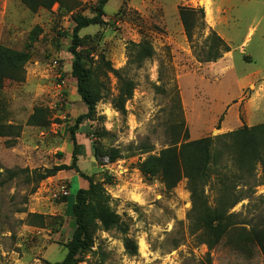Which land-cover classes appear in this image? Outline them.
I'll return each mask as SVG.
<instances>
[{"label":"rangeland","instance_id":"rangeland-1","mask_svg":"<svg viewBox=\"0 0 264 264\" xmlns=\"http://www.w3.org/2000/svg\"><path fill=\"white\" fill-rule=\"evenodd\" d=\"M99 3L55 0L31 11L21 0H0V46L28 55L23 79L0 88V124L19 128L17 137H0V264H56L67 254L74 196L85 183L73 170L39 183H27L25 175L8 182L6 171L70 165L68 129L87 113L71 75V30L77 19L95 17ZM181 8L204 12V27L191 40ZM102 11L103 24L78 33V50L87 66L101 68L106 94L75 132L77 167L103 184L137 254L125 252L119 230L98 228L74 264H264L259 246L246 241L251 228L264 227L259 165L250 178H237L223 151L218 172L242 200L228 210L233 226L212 249L195 226L186 179L168 188L139 170L169 146L172 126L183 124L181 144L185 129L189 142L264 124V0H106ZM210 32L229 51L207 62ZM144 42L151 58L130 63L129 44ZM103 62L134 84L124 116L112 104L120 85ZM218 172L204 188L210 208L221 194Z\"/></svg>","mask_w":264,"mask_h":264},{"label":"trees","instance_id":"trees-1","mask_svg":"<svg viewBox=\"0 0 264 264\" xmlns=\"http://www.w3.org/2000/svg\"><path fill=\"white\" fill-rule=\"evenodd\" d=\"M31 11L38 8L49 9L55 0H21ZM106 0H100L97 14L91 19L79 18L71 30L70 53L73 57L71 75L76 80L77 93L87 109V113L76 120L73 127L68 129L69 139L72 145V159L70 165H58L50 169H19L7 170V181L25 175L27 183H39L49 177H53L60 171L73 170L82 185L75 193L72 205V214L75 229L71 239L65 244L67 254L61 263L74 264L77 255L90 248L93 234L96 229L109 231L119 230L123 235V246L129 256L137 254V247L134 241L127 237V227L121 222L119 216L109 207V196L103 184L95 182L92 178L82 174L77 167L78 144L75 132L83 120H88L95 112L96 104L105 96V89L99 81L98 67L87 66L84 51L80 48V30L93 25L103 24V5ZM179 16L187 39L191 40L195 29L204 27V12L202 8L179 10ZM208 51L206 52L207 62L215 61L223 53L229 51L228 46L214 33L210 32L208 39ZM130 63L140 65L146 59L151 58L152 49L147 43H130L128 47ZM28 55L15 51L6 46H0V88L7 81H21L24 75V66ZM102 69L105 73H112L120 85L119 96L113 99V107L122 115H125L124 102L128 100L134 89L131 80L123 78L118 71L111 68L108 62H103ZM183 124L169 128L172 139L169 146L160 151L157 156H149L140 165L139 170L143 176L148 178L158 177L167 185L173 188L181 179L185 178L192 200V214L195 218V226L200 228L201 239L208 249L217 246L221 240L230 232L234 217L227 214L228 210L234 207L242 199L234 198L226 182L228 176L218 172L217 164L223 158V151L228 153L232 165L240 175L247 178L252 176L254 168L259 165L262 170V181L264 185V124L252 128L243 126L241 129L214 138H202L187 142V130H184V140L179 144L178 135ZM18 127L0 124V137L18 136ZM61 156V154H59ZM220 176L221 194L217 206L210 208L204 196V188L208 184L213 172ZM217 175V174H216ZM109 184V183H106ZM246 241L254 242L261 249L264 255V227L251 228L247 232Z\"/></svg>","mask_w":264,"mask_h":264}]
</instances>
